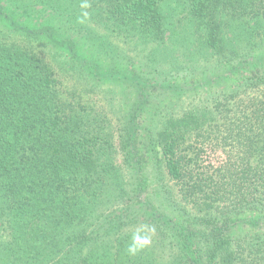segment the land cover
<instances>
[{
  "label": "trees",
  "instance_id": "trees-1",
  "mask_svg": "<svg viewBox=\"0 0 264 264\" xmlns=\"http://www.w3.org/2000/svg\"><path fill=\"white\" fill-rule=\"evenodd\" d=\"M186 1L214 19L215 6ZM159 3L0 0L10 26L0 30V264H264V0L245 30L259 52L236 59L257 72L228 90H193L144 127L141 109L124 118L98 88L103 67L77 49L113 64L120 49L100 30L123 43L160 39ZM20 6L48 25L18 26ZM29 34L73 57L45 58L17 39ZM143 131L163 165L145 166ZM161 174L162 185L144 189Z\"/></svg>",
  "mask_w": 264,
  "mask_h": 264
},
{
  "label": "rangeland",
  "instance_id": "rangeland-1",
  "mask_svg": "<svg viewBox=\"0 0 264 264\" xmlns=\"http://www.w3.org/2000/svg\"><path fill=\"white\" fill-rule=\"evenodd\" d=\"M203 3L210 8L215 6L214 19L197 17L186 0H160L159 11L167 24L164 26L163 36L157 40L139 37L132 43H123L122 38H117L106 29L100 30L120 49L118 53L121 58L113 64L98 59L86 47L77 49L88 62H95L103 67V73L107 77L98 88L116 99L115 104L125 110L124 118L132 110L141 109L137 123L146 127L150 125L147 122L154 114L170 102L187 105L195 96L194 91L202 90L204 94L206 91L207 94H212L219 86L228 90L241 83L242 78L257 72L249 66L237 69L240 66L236 60L238 57L250 55V50H255V54L259 52L257 46L250 49L249 43L254 44L250 42V36L245 31H250L249 24L252 26L255 23L250 20L252 13L251 17L248 15L256 0H203ZM33 15L29 7L20 6L12 16L19 21L18 26L26 29L38 30L48 25L49 22L29 17ZM60 22L57 19L52 22V26L61 28ZM6 24L9 25L1 8L0 30L5 31L6 27H10ZM99 28L95 27V30ZM259 28L263 31L264 25ZM43 36L37 38L29 34L27 38L17 36V39L24 40L45 58L55 53L56 57H61L60 62L65 58L68 62L71 60L73 55L68 48L55 47L48 34ZM229 59L232 61L229 62ZM87 69L91 71L93 68ZM72 73L64 77V82L69 87L72 85ZM110 73L115 75L110 76ZM177 89L181 90L176 91ZM182 89L187 91L186 94ZM91 95L89 93L87 96ZM96 96L97 99L100 98L97 94ZM138 139L142 141L145 166H154L153 163H157L154 157L159 158L163 165V157L159 153L157 156L150 148H144V142L147 140L144 131ZM164 179L166 174H161L150 183L151 185L146 184L144 189L149 191L147 186H160L165 182ZM201 229L205 230L198 227L193 228V232L203 233ZM202 248L206 254L209 244H202Z\"/></svg>",
  "mask_w": 264,
  "mask_h": 264
}]
</instances>
